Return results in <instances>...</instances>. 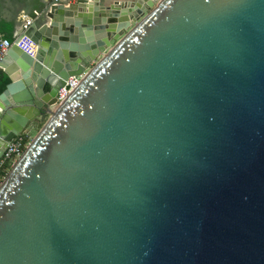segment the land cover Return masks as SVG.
I'll list each match as a JSON object with an SVG mask.
<instances>
[{"label":"water","instance_id":"water-1","mask_svg":"<svg viewBox=\"0 0 264 264\" xmlns=\"http://www.w3.org/2000/svg\"><path fill=\"white\" fill-rule=\"evenodd\" d=\"M27 35L0 159L44 126L0 186V264H264V0L52 5Z\"/></svg>","mask_w":264,"mask_h":264},{"label":"built area","instance_id":"built-area-1","mask_svg":"<svg viewBox=\"0 0 264 264\" xmlns=\"http://www.w3.org/2000/svg\"><path fill=\"white\" fill-rule=\"evenodd\" d=\"M74 0H52L53 5H70ZM157 2L161 0H156ZM23 19V33L11 40L3 37L0 34V62L6 56L8 51L13 45H16L22 51L26 52L32 57H35L37 54V45L31 40V37L27 35L29 29L34 24L35 18L28 16L26 14L22 15ZM0 69L2 67L0 66ZM87 72H84L82 75L71 77L59 90V95L57 98V103L54 105L53 110H56L61 106L64 101L70 96V94L78 87V85L85 79ZM32 139L28 132L19 136L13 142H11L4 151L3 156L0 159V186L7 178L13 167L16 163L22 158L25 154L27 148L31 144Z\"/></svg>","mask_w":264,"mask_h":264},{"label":"crops","instance_id":"crops-1","mask_svg":"<svg viewBox=\"0 0 264 264\" xmlns=\"http://www.w3.org/2000/svg\"><path fill=\"white\" fill-rule=\"evenodd\" d=\"M76 2V0H74ZM134 0H97L99 6H108L116 2H129ZM94 2V0H77V3ZM53 5L52 0H0V34L8 39H15L23 33L22 15L35 18L41 16L47 8ZM64 5V4H61ZM70 5H75L72 3ZM68 6V5H67ZM84 12H86L84 10ZM34 20V21H35ZM8 77L0 69V80Z\"/></svg>","mask_w":264,"mask_h":264},{"label":"rangeland","instance_id":"rangeland-1","mask_svg":"<svg viewBox=\"0 0 264 264\" xmlns=\"http://www.w3.org/2000/svg\"><path fill=\"white\" fill-rule=\"evenodd\" d=\"M73 3L78 4L77 0L76 2L73 1ZM43 126H44V123H41L39 120L32 126V128H30L27 131L30 134L32 140L37 136V134L39 133V131L42 129Z\"/></svg>","mask_w":264,"mask_h":264},{"label":"trees","instance_id":"trees-1","mask_svg":"<svg viewBox=\"0 0 264 264\" xmlns=\"http://www.w3.org/2000/svg\"><path fill=\"white\" fill-rule=\"evenodd\" d=\"M9 83H10V79L6 76H3V79L0 80V94L6 89Z\"/></svg>","mask_w":264,"mask_h":264}]
</instances>
